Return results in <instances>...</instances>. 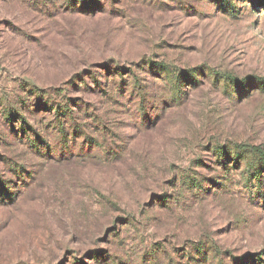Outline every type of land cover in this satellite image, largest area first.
I'll return each mask as SVG.
<instances>
[{"label": "rangeland", "instance_id": "374dc122", "mask_svg": "<svg viewBox=\"0 0 264 264\" xmlns=\"http://www.w3.org/2000/svg\"><path fill=\"white\" fill-rule=\"evenodd\" d=\"M0 264H264V0H0Z\"/></svg>", "mask_w": 264, "mask_h": 264}]
</instances>
